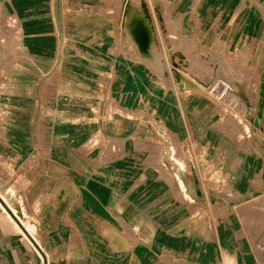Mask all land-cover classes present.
<instances>
[{
	"label": "crops",
	"instance_id": "1",
	"mask_svg": "<svg viewBox=\"0 0 264 264\" xmlns=\"http://www.w3.org/2000/svg\"><path fill=\"white\" fill-rule=\"evenodd\" d=\"M73 5L0 0V264H261L262 249L227 223L244 219L246 187L264 186V148L237 145L229 153L228 132L219 131L226 147L205 158L197 138L210 131L197 134L191 125L158 132L159 143L118 137L117 37L86 35V46L71 48L77 38L57 29ZM205 10L210 27L213 18L221 27L207 42L248 50L255 120L264 128V0H205ZM171 147L176 157L161 161ZM230 203L238 204L235 216ZM182 246L197 257L185 258Z\"/></svg>",
	"mask_w": 264,
	"mask_h": 264
},
{
	"label": "rangeland",
	"instance_id": "2",
	"mask_svg": "<svg viewBox=\"0 0 264 264\" xmlns=\"http://www.w3.org/2000/svg\"><path fill=\"white\" fill-rule=\"evenodd\" d=\"M69 1L78 8L64 12L66 16L57 30L69 37L71 42L77 38L78 42L69 44L71 48L86 46L80 42L86 35L111 33L117 37L118 137L131 135L141 140V136L145 135L159 143L162 137L158 132L176 127L188 129L191 125L197 134L202 130L210 131L209 136L206 134L204 138H197L198 143H202L201 147L206 148L205 158H209L210 152L216 148L220 150L226 147V141L222 140L220 144V139L215 138L220 136L216 135L219 131L228 132L229 153L237 145L264 148V137L259 138L260 135L256 133L260 129L264 132V128H260L255 120L251 89L255 76L250 74L248 50L238 48L234 42H207L211 37H219L221 27H215V18V26L210 27L211 12L205 10V0H83L86 9H82L77 0ZM98 3L99 8L93 5ZM193 5L196 7L191 11ZM142 9L148 15L151 28L153 43L150 51L152 56H156L150 58V62L141 58L134 44L127 41V17L131 11ZM191 37L197 41H191ZM9 46L6 44L5 50H11ZM90 53L88 56H91ZM77 108L70 105V113L75 116L79 113ZM183 118L189 121L184 123ZM211 137L212 143H209ZM120 140L118 138V142ZM121 148L118 143L119 171H123L120 169L126 165ZM157 152L155 149L153 155L157 156ZM161 152V161L172 162L177 155L172 147L170 150L162 148ZM200 156L197 155L198 158ZM128 163L136 166L139 159ZM210 163L204 162V165ZM250 175L252 170L246 168L245 177ZM246 195L244 219L229 218L227 227L244 231L245 238L253 247L262 249L261 264H264V186L255 193L252 188L246 187ZM236 205L230 203L229 211H236ZM233 211L230 214L235 216ZM22 224L32 238L39 242L31 220H23ZM180 238L181 243L189 242V235ZM227 238L230 244L235 242L233 234H228ZM181 252L185 258L197 257L185 246H182Z\"/></svg>",
	"mask_w": 264,
	"mask_h": 264
},
{
	"label": "bare ground",
	"instance_id": "3",
	"mask_svg": "<svg viewBox=\"0 0 264 264\" xmlns=\"http://www.w3.org/2000/svg\"><path fill=\"white\" fill-rule=\"evenodd\" d=\"M127 32L141 53L150 49L151 28L149 18L144 9L131 11L127 17Z\"/></svg>",
	"mask_w": 264,
	"mask_h": 264
}]
</instances>
